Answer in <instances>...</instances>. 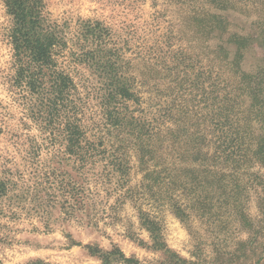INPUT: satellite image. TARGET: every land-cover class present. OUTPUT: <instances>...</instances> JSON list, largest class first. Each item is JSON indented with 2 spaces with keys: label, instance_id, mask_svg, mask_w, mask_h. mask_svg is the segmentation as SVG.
Instances as JSON below:
<instances>
[{
  "label": "rangeland",
  "instance_id": "1",
  "mask_svg": "<svg viewBox=\"0 0 264 264\" xmlns=\"http://www.w3.org/2000/svg\"><path fill=\"white\" fill-rule=\"evenodd\" d=\"M225 2L242 44L226 45L224 62L212 63L210 46L187 30L190 8L182 0H43L45 16L67 40L60 61L74 78L92 141L102 133L109 149L117 133L106 128L105 75L83 62L92 45L88 23H101L111 33L107 44L121 49L123 71L141 98V105L128 103L137 115L173 111L177 119L185 111L187 127L204 129L215 154L221 140L230 141L217 126L218 107L233 116L235 99L240 105L235 125L252 151L238 173L207 179L209 187L200 188L211 191L207 215L194 213L187 223L174 209L195 195L154 183L133 151L124 179L103 155L85 166L64 154V142L52 138L16 81L14 19L0 0V264H103L100 254L115 249L142 264H264V0ZM171 59L174 72L161 69ZM185 72L190 83L202 76L203 85H177ZM141 213L156 222L162 248Z\"/></svg>",
  "mask_w": 264,
  "mask_h": 264
},
{
  "label": "trees",
  "instance_id": "2",
  "mask_svg": "<svg viewBox=\"0 0 264 264\" xmlns=\"http://www.w3.org/2000/svg\"><path fill=\"white\" fill-rule=\"evenodd\" d=\"M9 14L14 19L11 31V43L14 49L16 81L34 101L33 111L36 116L48 126L52 138H60L64 142V154L76 158L85 166L94 158L103 155L124 179L128 176L131 167L128 151L135 154L141 169L152 175L154 183L174 188L195 195L188 199L187 205L177 203L174 211L184 222H190L192 215L204 216L208 209L210 190L200 189L209 187L207 179L218 175H226L225 171L238 173L241 165L246 161L248 152L252 151L244 143V136L240 134L239 115L241 107L235 99L236 111L233 116L225 115L226 108L218 107V123L223 133L227 134L229 143L221 140L218 152H210V142L205 130L197 127L191 131L187 123L189 113L180 112L175 119L173 111H165L168 115H137L130 109L129 102L141 105V98L135 92L136 88L132 77L124 73L121 49L110 47L106 38L110 31L101 23H88L85 27L87 36L92 45L82 53L83 62L88 66L103 72L105 121L108 131H115V142L105 146L106 137L98 133L97 142L92 141L89 129L80 118V105L77 86L74 78L65 70L63 59L68 43L64 33L57 24L51 23L45 16L43 0H5ZM188 5L184 21L188 23L187 30L199 42L207 43L212 49V63L224 62L226 45L242 44L239 34L230 30L229 16L226 14L225 0H182V5ZM188 13V15H187ZM99 42V45L97 44ZM173 52L169 53V56ZM176 62V61H175ZM163 61L165 70L174 72L176 63ZM186 67V66H185ZM203 74V73H202ZM183 81L188 82L187 73ZM178 77V75H176ZM202 76L190 83L199 87L203 85ZM179 79V77H178ZM177 79V80H178ZM197 81V82H196ZM213 92L219 82L213 79ZM254 100L259 95L253 93ZM170 120V121H168ZM179 122H182L181 124ZM171 123V124H170ZM175 126V127H174ZM100 132V131H99ZM122 139H120V137ZM220 138V137H219ZM223 143V144H222ZM102 148V149H101ZM264 145H262V148ZM256 154V153H255ZM149 175V176H150ZM218 188L227 187L217 183ZM3 185L0 184V189ZM202 190V191H201ZM210 193V194H209ZM198 204L196 209L194 203ZM193 204V205H192ZM74 211V207H69ZM198 210V211H195ZM147 224L153 234L155 248H162V239L159 236L156 222L148 215ZM93 253L99 252L95 249ZM103 264H109L108 258L124 264H142L135 258H127L119 249L107 254L101 253Z\"/></svg>",
  "mask_w": 264,
  "mask_h": 264
}]
</instances>
